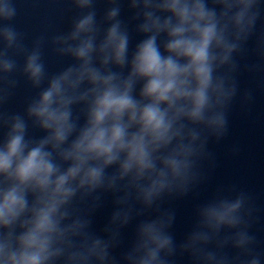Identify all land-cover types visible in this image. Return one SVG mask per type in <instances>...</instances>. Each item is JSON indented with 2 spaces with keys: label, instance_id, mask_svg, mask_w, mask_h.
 <instances>
[{
  "label": "clouds",
  "instance_id": "clouds-1",
  "mask_svg": "<svg viewBox=\"0 0 264 264\" xmlns=\"http://www.w3.org/2000/svg\"><path fill=\"white\" fill-rule=\"evenodd\" d=\"M62 2L67 27L26 43L0 0V264H264L253 194L199 198L210 142L264 90V0ZM21 81L31 94L10 110Z\"/></svg>",
  "mask_w": 264,
  "mask_h": 264
}]
</instances>
